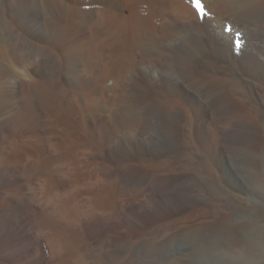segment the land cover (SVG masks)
Wrapping results in <instances>:
<instances>
[{
	"label": "bare ground",
	"instance_id": "6f19581e",
	"mask_svg": "<svg viewBox=\"0 0 264 264\" xmlns=\"http://www.w3.org/2000/svg\"><path fill=\"white\" fill-rule=\"evenodd\" d=\"M258 1L0 0V59L20 76L8 89L0 65V264H112L124 231L198 219L202 197L180 187L195 165L227 201L252 202L234 146L264 151ZM58 37L90 60L74 56L73 81L69 59L46 56Z\"/></svg>",
	"mask_w": 264,
	"mask_h": 264
},
{
	"label": "rangeland",
	"instance_id": "374dc122",
	"mask_svg": "<svg viewBox=\"0 0 264 264\" xmlns=\"http://www.w3.org/2000/svg\"><path fill=\"white\" fill-rule=\"evenodd\" d=\"M228 2L232 3L234 8L237 6V9H246L251 8L259 1L228 0ZM243 16L247 19H255V16L250 14L248 9ZM7 28L8 26L0 20V42L2 45L8 44L11 34L10 30L6 31ZM54 41L58 47L47 49V58L51 61L63 55L69 59L62 63L63 65L60 67L62 70L60 71L69 80H75L78 69L73 62L74 56L77 55L79 58L84 56L85 59L89 60L88 57L82 56V49H78V43H74V47L70 41L67 42V45H61L62 42L60 41H65L61 37L55 38ZM86 45L90 46L91 44H84V46ZM36 58L37 55L31 58L33 59L32 64L35 63ZM2 60L8 61L7 58H2ZM0 65L4 68L3 83L5 86L16 84L20 77L19 74L6 67L1 59ZM158 86L157 91H161L160 94L171 96L172 93L167 85L160 84ZM97 105H100V108L107 112L116 108V104L108 101L97 102ZM234 149L236 154L234 164L237 168L234 182L240 187L251 188L257 194L254 199L250 197L252 199L250 204L241 205L227 201L226 197L220 194L219 187L211 183L210 177L203 168L195 165L194 168L190 169L192 174L180 182V187L186 192L193 190L202 197V204L197 206L200 213L193 218L198 219L190 222L183 221V226L180 228L174 225L170 226L169 221L164 220L157 232L155 228H151L146 233L132 232L131 234L130 232L127 234L124 231V239H127V242L124 241V245L120 249L121 254H115L116 258L111 263L264 264V181L260 179L261 177L264 178V151H252L237 145L234 146ZM183 172L186 173V171ZM233 192L241 194L238 191L233 190ZM206 202L210 203V207L205 204ZM253 204H255V210L251 211L249 206ZM216 208H225L229 212L227 216L229 220L222 224L209 222L214 220L217 214ZM182 218L184 219V215L178 214L172 218V222L182 221ZM237 238L244 241H233Z\"/></svg>",
	"mask_w": 264,
	"mask_h": 264
},
{
	"label": "snow or ice",
	"instance_id": "6c2138e0",
	"mask_svg": "<svg viewBox=\"0 0 264 264\" xmlns=\"http://www.w3.org/2000/svg\"><path fill=\"white\" fill-rule=\"evenodd\" d=\"M197 7H198V8L200 7L199 0H197Z\"/></svg>",
	"mask_w": 264,
	"mask_h": 264
}]
</instances>
